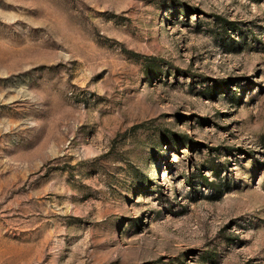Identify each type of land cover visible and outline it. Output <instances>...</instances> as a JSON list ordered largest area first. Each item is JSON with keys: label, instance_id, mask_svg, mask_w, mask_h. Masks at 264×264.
I'll list each match as a JSON object with an SVG mask.
<instances>
[{"label": "rangeland", "instance_id": "rangeland-1", "mask_svg": "<svg viewBox=\"0 0 264 264\" xmlns=\"http://www.w3.org/2000/svg\"><path fill=\"white\" fill-rule=\"evenodd\" d=\"M0 264H264V0H0Z\"/></svg>", "mask_w": 264, "mask_h": 264}]
</instances>
